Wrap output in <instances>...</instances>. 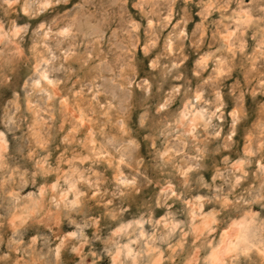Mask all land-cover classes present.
<instances>
[{
    "label": "clouds",
    "instance_id": "obj_1",
    "mask_svg": "<svg viewBox=\"0 0 264 264\" xmlns=\"http://www.w3.org/2000/svg\"><path fill=\"white\" fill-rule=\"evenodd\" d=\"M0 264H264V0H0Z\"/></svg>",
    "mask_w": 264,
    "mask_h": 264
},
{
    "label": "rangeland",
    "instance_id": "obj_2",
    "mask_svg": "<svg viewBox=\"0 0 264 264\" xmlns=\"http://www.w3.org/2000/svg\"><path fill=\"white\" fill-rule=\"evenodd\" d=\"M162 214V213H161Z\"/></svg>",
    "mask_w": 264,
    "mask_h": 264
}]
</instances>
